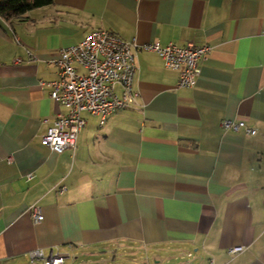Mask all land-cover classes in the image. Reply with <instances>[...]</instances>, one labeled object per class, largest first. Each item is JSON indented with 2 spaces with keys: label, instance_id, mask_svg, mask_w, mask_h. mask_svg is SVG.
Returning a JSON list of instances; mask_svg holds the SVG:
<instances>
[{
  "label": "crops",
  "instance_id": "crops-1",
  "mask_svg": "<svg viewBox=\"0 0 264 264\" xmlns=\"http://www.w3.org/2000/svg\"><path fill=\"white\" fill-rule=\"evenodd\" d=\"M97 29L211 51L188 87L139 50L135 99L102 125L84 111L76 147L53 151L41 136L65 109L41 81ZM35 248L64 264H264V0H53L0 16V264H31Z\"/></svg>",
  "mask_w": 264,
  "mask_h": 264
},
{
  "label": "built area",
  "instance_id": "built-area-1",
  "mask_svg": "<svg viewBox=\"0 0 264 264\" xmlns=\"http://www.w3.org/2000/svg\"><path fill=\"white\" fill-rule=\"evenodd\" d=\"M157 52L165 65L179 74V86L193 87L201 74L200 62L210 53L209 45L188 43L180 46L175 43L162 45L158 40L140 45L128 41L118 34L97 29L89 33L81 42L59 49L57 57L50 63L58 70V79L50 82L41 81L51 87L52 98L64 107L51 126L42 134L41 142L53 151L62 152L74 149L79 133L87 120L84 111L100 117L104 124L114 111L128 106L136 93L132 84L137 71L136 54L139 50ZM30 58H33L29 52ZM16 62L22 61L16 58ZM120 85L121 95L115 91ZM222 126L232 131L245 130L255 135L257 130L245 120L224 119ZM11 160V158H9ZM29 179L33 174H28ZM34 222L44 219L41 207L33 204L29 209ZM242 247H233L229 251L236 254ZM31 264H64L65 256L53 248L47 254L42 248L29 252Z\"/></svg>",
  "mask_w": 264,
  "mask_h": 264
},
{
  "label": "trees",
  "instance_id": "trees-1",
  "mask_svg": "<svg viewBox=\"0 0 264 264\" xmlns=\"http://www.w3.org/2000/svg\"><path fill=\"white\" fill-rule=\"evenodd\" d=\"M52 3L53 0H0V16L7 20L20 18L32 9Z\"/></svg>",
  "mask_w": 264,
  "mask_h": 264
},
{
  "label": "rangeland",
  "instance_id": "rangeland-1",
  "mask_svg": "<svg viewBox=\"0 0 264 264\" xmlns=\"http://www.w3.org/2000/svg\"><path fill=\"white\" fill-rule=\"evenodd\" d=\"M125 259L121 258L118 261L112 262L110 260H98V258H93L95 260H93L92 262H88L87 260L83 263V264H120L121 262H124L125 264H133L131 262V258L129 257H124ZM122 260V261H121ZM68 264H82L80 258L74 259V258H70V260L68 261Z\"/></svg>",
  "mask_w": 264,
  "mask_h": 264
}]
</instances>
